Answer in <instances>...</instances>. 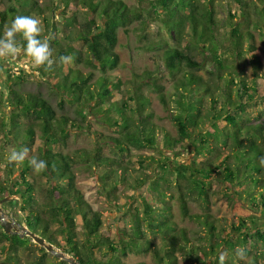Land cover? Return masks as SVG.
Returning <instances> with one entry per match:
<instances>
[{
	"label": "trees",
	"instance_id": "obj_1",
	"mask_svg": "<svg viewBox=\"0 0 264 264\" xmlns=\"http://www.w3.org/2000/svg\"><path fill=\"white\" fill-rule=\"evenodd\" d=\"M234 1L239 5L240 19L244 20V24L254 25L264 37V0ZM59 3L64 5L63 13L76 3L94 15V18L87 16L80 29L65 32L63 40L50 37L56 63L50 72H45L42 67L38 68L48 78L46 80L52 93L61 97L59 109L63 110L66 104L74 106L80 121L69 114H59L42 93L20 92L15 87L18 88L22 82L16 81L26 80L24 71L15 76L7 70L8 103L13 110L9 121L0 124V132L5 131L7 136L12 135L17 151H21L30 145L28 142L32 143L36 139L37 127L42 143L36 158L47 161L48 165L47 170L38 173V177H44L53 184L46 189L43 202H38L36 184L29 180L32 178L37 181V178L35 175L31 177L34 170L29 166L28 158L20 164L7 162V175L4 179L0 177V201L8 196L21 194L24 203L20 215L17 216L23 217L29 230L43 237L48 243L62 248L79 264H127L124 259L129 254H145L149 250H153L156 264H179L180 257L186 256L199 264H207V260L216 256L221 247L231 253L237 251L236 248L243 238H251L254 242L252 252L245 249L244 255H253L254 264L264 262V223H261L264 220V167L260 164V158L264 157V110L254 119H244L242 114L247 113L251 103L257 105L261 100L264 103V95L260 94L257 84L258 79L263 76V59L257 47L250 44L248 48L252 56L254 82H250L245 71L237 65L238 59L246 56L245 42L253 39V34L239 27L233 28L230 37L228 36L230 45L226 51V55L231 58H222L219 55L222 46L218 37L219 20L216 15L218 0H150L156 15H159L157 9L162 10L164 15L163 18L160 17L161 21L173 34V39L188 37V40L183 49L168 48L160 58L174 79L172 97L164 93L161 84L152 80L151 72L135 74V79H139L140 83H129L133 87V100L136 103L135 108H132L123 98L125 84L110 76L120 65V56L115 52L118 31L135 21L145 24L151 13L148 12L146 16L140 8L130 7L124 0H48L44 5L39 0H8L5 9L0 10V37H3L5 25H10L18 15L40 20L43 29L42 35L38 37L40 39L47 38L45 33L51 30L55 34L60 33L57 20ZM65 18L63 17V25L68 28L77 23L76 15ZM16 41L17 46L26 47L27 41L22 34L16 36ZM67 43H82L86 52L74 50ZM201 48L203 53L209 52V57L205 56L204 60L213 67L207 80L195 72L201 65L195 60L194 53ZM70 54L77 64L89 67L91 71L85 74L81 69L70 68L67 74H60L62 66H56L57 62L61 63L59 58ZM95 72L100 76L93 82ZM146 86L157 92L165 110L169 109V101L175 97V103L180 110L179 114L172 115L177 131L175 136L166 128L157 125L148 112L150 99L144 94ZM202 93H206L208 102L203 96L193 98L194 95ZM92 102L93 105L89 107ZM86 110H89V114L100 116L106 126L115 128L118 133L117 137H113L93 131L97 142L108 146L116 145L121 152L129 150L130 147L143 149L158 146L161 150L184 151L189 145L197 144L199 154L204 151L206 155H210L204 161L194 160L192 166H178L174 174L176 186L167 176L161 175V183L154 182L147 195L143 196L144 216L138 210L131 213L135 217L131 228H128L125 221H119L117 240L103 234L102 214L94 210L77 187L74 165L84 162L92 167L91 164L94 163L101 171L97 176L98 182L114 201L118 199V180L125 188L133 186L127 176V169L123 168L119 173L107 168L115 160L102 156L100 149L96 153L77 150L73 156L54 151L60 146H67L71 131L84 130ZM231 111L242 114L240 120L231 115ZM219 117L225 120L227 126L216 122ZM22 118L27 119L29 124H23ZM207 121H212V124L203 133L202 128L207 125ZM220 141L229 150L225 157L221 153ZM210 143L213 144L212 149L205 146ZM149 160L155 158L150 157ZM160 169L168 175L171 173L169 165L163 164ZM17 171L19 176L13 183L11 177ZM217 182L225 184L227 190L232 186L243 187L242 192H237L239 198L232 200V205H239V201L245 199L248 205L258 211L259 216L252 213L240 217L237 224L232 223L231 228H228L211 214H191L188 199L197 197L208 203L213 185ZM135 183L141 191L145 188L144 179L135 180ZM173 188L178 194L183 216L206 228V235L197 239L207 242V245L194 246V241H191L186 229L174 227L171 203L158 208L160 214H157L153 202H165L161 196ZM19 204V200H11L3 206H13L16 209ZM145 228L154 237L160 236L163 239L162 247L155 246L153 240L147 238ZM30 242V238L22 239L17 235L6 234L0 224V245L3 251H8L9 264H17L15 260L20 259V252L28 249ZM41 251L42 259L30 264H68L63 260L56 262V259L45 263L47 253L44 249ZM233 255L234 253L231 254Z\"/></svg>",
	"mask_w": 264,
	"mask_h": 264
},
{
	"label": "rangeland",
	"instance_id": "obj_2",
	"mask_svg": "<svg viewBox=\"0 0 264 264\" xmlns=\"http://www.w3.org/2000/svg\"><path fill=\"white\" fill-rule=\"evenodd\" d=\"M48 0H39L40 4H43ZM2 2V3H1ZM8 0H0V10L5 9V5H7ZM124 2L134 8H140L141 11L144 12L146 16H148V12H150V16L147 18V22L142 24L141 21H135L131 25L125 28H121L118 31V45L115 49V52L120 56V65L119 67L110 73L111 77H115L114 80H121L125 87L123 88V98L130 105V107L135 108L136 103L133 100V87L129 85V83L137 81L140 83L139 79H135V74H143L148 71L152 73V80H155L159 84H161L164 89V93L168 97H172L174 92L173 85L174 79L165 69L163 63L161 62V57L164 55V52L168 48L178 47L183 49L187 44L188 37H183L179 40L173 39V34L167 29V27L162 23L161 18H163V13L161 9H157L159 11L156 15V10L154 6L150 3V0H124ZM219 4L216 6V15L219 20V41H221V49L219 51V55L224 58L225 56L231 58L226 55V51L228 46L230 45V41L228 36L230 37V33L235 27H239L244 31H249L253 34V39H247L245 42V50L247 51L246 56L243 59H238L237 65L239 69H243L245 71V75L250 80V82H254L253 75V67H252V56L248 52V48L250 44H253L257 47L258 53L261 55L263 59V76L258 79L257 84L261 95H264V37L261 35L260 30H257L252 24H244V20L240 19V10L239 5L234 0H218ZM207 4V2H206ZM63 4H58L57 8L59 9L57 12V20L59 26L58 34H55L52 30L45 33L47 38H55L56 40H63V35L65 32L70 30H78L84 24V20L87 16L90 18H94L93 14H90L86 8H83L80 5L75 3V6H70L66 13H63ZM62 15V16H61ZM77 16V23L68 28L64 26L65 16L67 18H72ZM234 16V17H233ZM158 18L155 20V18ZM161 17V18H160ZM66 19V18H65ZM256 20V19H255ZM242 23L243 25H240ZM187 32L189 30L187 29ZM67 46H71L74 50L86 52V48L82 43H67ZM201 50L194 53L195 60L201 65L195 71L196 74L203 77L207 80L210 77V72L213 71L212 65L208 64L207 61L204 60L205 56L209 57V52ZM71 62L69 64L58 63L62 66V73L67 74L70 68L81 69L85 74L89 73L91 69L82 64H77L76 60L70 54ZM231 60V59H230ZM0 124L3 122H8V118H10L11 112L13 108L10 107L8 103L9 92L6 86L8 82L9 74L19 76L21 71H24L25 81H16L22 82L20 86L15 87L20 92H33V93H42V95L50 101V103L54 106V108L59 112V114H69L73 118H77V114L75 112V107L66 104L64 109H59V100L61 97L52 93L50 90V85L48 84V78L43 76L39 69L34 67L32 61L26 56L21 54L15 61H0ZM203 65V66H202ZM9 70V74L7 73ZM100 74L95 72V78H98ZM47 79V80H46ZM151 81V80H150ZM14 84V83H13ZM117 93V92H115ZM144 94L150 99L148 105V112L152 115L154 122L157 125H160L166 130L175 136L177 134L174 122L172 120L173 114H179L180 110L177 108L175 103V97H173V101H169V109L165 110L163 105L160 103L158 94L153 89L149 87H144ZM205 97L206 93H202L199 95H194L193 98L197 99L199 97ZM218 98V96H217ZM259 99H261L259 97ZM258 99V100H259ZM208 102V98H206ZM261 102V103H260ZM94 102L89 104V107L93 105ZM264 103L261 101L258 102L257 105H253L251 103L248 108L247 113H242L245 119H254L259 114H261L264 110ZM220 107V105H218ZM87 116V121L85 122V128L81 132L78 130L71 131V137L67 143V146H60L54 149L55 152L61 151L64 154H69L71 156L74 155V152L77 150H89L93 153H96L101 150L100 153L102 156H107L115 162L112 163L111 166L107 168H111L113 170L122 172V169H127V176L132 183L133 186L125 188L122 186L121 182L118 180L119 189L116 192L118 195V199L114 201L106 192L102 189V185L98 182L97 176L101 172L99 168L92 163V167L89 165H85L83 162H78L74 165V173L76 174V185L83 192L86 200L91 204L94 210L100 212L102 214L104 229L103 234L110 237L112 240H117L119 237V221H125L127 223L128 228H131L134 223L133 219L135 218L132 215L136 210L141 213V216H144V201L143 196L147 195L150 189L153 186L154 182L161 183L160 177L161 175L167 176L172 182L174 186H176V176L175 170L180 165L192 166V162L195 160L197 162L204 161L209 158L206 155V152H202L199 154L197 149V144L189 145L187 150H179L169 151L167 149H160V147H145L143 149L130 147L129 150L124 152L120 151V148L116 145H103L95 139L94 132L97 131L99 133H103L104 135H109L113 137H117L118 133L115 131V128H111L106 126L101 117H96V114H89V110L84 112ZM231 115L237 117L240 120V116L237 111H231ZM80 121L79 118H77ZM23 124H29V121L25 118H22ZM242 121V120H241ZM222 126H227L225 120L220 117L217 121ZM212 121H207V125L202 128L203 133H206ZM25 127H23L24 129ZM9 130L7 127L6 131ZM36 139L27 146L29 149L28 159L32 157L38 156V148L42 141L39 139L40 131L36 127ZM230 130V129H229ZM94 131V132H93ZM210 142H212V138L209 137ZM189 143V142H188ZM220 148L222 156L225 157L229 154V150L225 149L224 145L220 141ZM209 149H212L213 144L205 145ZM17 151V147L14 143V137L12 135L7 136L6 132H0V177L4 179L7 175L5 167L8 162L7 155L13 151ZM150 157L155 158V160H149ZM143 162V165H141ZM169 165L171 168V173L168 175L167 172H162L160 169L161 165ZM165 173V174H164ZM173 173V174H172ZM34 175L37 178V181L30 178V182L36 184V193L38 202H43L45 197L46 189L50 187L53 182L45 179L44 177H38V173H31V177ZM19 176V171L14 172L11 177V181L14 183L16 178ZM146 177L148 179H146ZM144 179L145 185L142 191L139 189L135 180ZM146 179V180H145ZM225 184L222 183H214L210 200L208 203L192 197L189 198V209L191 214H211L213 218L219 219L223 225H227L228 228H231L230 225L232 223H238L240 217L250 215L252 213L257 214L259 216L258 211H256L252 205H248L245 199H241L239 205H232V200H236L238 197L237 192H242L243 187L232 186L231 189H226ZM166 190V189H165ZM164 201H156L153 202V207L157 209V214H160L158 208H163L166 206V203H171L172 212L171 219L174 222V227L177 229H186L188 232V236L191 241H194V246H201L203 244L207 245V242H203L201 240L198 241L197 238L199 236H205L206 228L203 227L200 223L196 221L189 220L185 218L181 212V208L178 202V194L176 190L173 188L168 190L165 195L161 196ZM230 197V199H229ZM245 197V196H244ZM228 198V200L226 199ZM157 199V198H156ZM17 200V199H13ZM4 207V206H3ZM15 208L10 206L8 208L4 207V211L7 214H10ZM132 213V214H131ZM131 214V216H130ZM20 215V214H19ZM15 220L25 225L24 219L21 216H17L14 214ZM234 219V220H233ZM261 223H264V220H261ZM55 229V227H53ZM4 231V229L2 228ZM264 230V227H262ZM148 239H152L155 246L162 247L163 239L160 236L154 237L151 231L146 230ZM196 233V234H195ZM80 237L83 239L82 233H80ZM2 245H0V264H9L7 261L8 251L2 250ZM254 246V242L251 238L247 240L245 238L242 239L241 243L237 246L238 250H243V257L237 255V251L230 252L225 247H221L218 249L216 256L211 257L207 260V264H220V255L225 254L224 262H229L231 264H254V256L246 257L244 255V250L248 249L252 252ZM56 247V246H55ZM57 249L63 251L62 248ZM260 248H262L260 246ZM41 249H44L37 245L32 239L29 244V248L20 252V259L15 260L17 264H30L36 260H41L43 257V252ZM45 250V249H44ZM46 251V250H45ZM47 257L45 259V263L49 261L59 260L55 258L53 255L49 254L47 251ZM231 256V254H233ZM124 262L127 264H137V263H145V264H156L154 259L153 250H149L147 253L136 254L131 253L128 255ZM179 264H199L195 260H192L190 257H180ZM261 264H264L262 262Z\"/></svg>",
	"mask_w": 264,
	"mask_h": 264
},
{
	"label": "clouds",
	"instance_id": "obj_3",
	"mask_svg": "<svg viewBox=\"0 0 264 264\" xmlns=\"http://www.w3.org/2000/svg\"><path fill=\"white\" fill-rule=\"evenodd\" d=\"M43 29L39 19L30 16H16L10 25L6 24L3 37H0V61H15L21 54L26 55L34 67L43 68L45 72L53 70L56 60L53 56V49L49 38L40 39ZM22 34L27 41L26 47L17 46L16 36ZM60 62L69 64L70 56H61ZM29 149L21 151L13 150L7 155L9 163L20 164L28 157ZM28 164L35 173L47 170V161L39 160L36 157L28 159ZM260 164L264 167V157L260 158ZM237 255L243 257V250H238ZM220 264H224L225 254H221Z\"/></svg>",
	"mask_w": 264,
	"mask_h": 264
},
{
	"label": "water",
	"instance_id": "obj_4",
	"mask_svg": "<svg viewBox=\"0 0 264 264\" xmlns=\"http://www.w3.org/2000/svg\"><path fill=\"white\" fill-rule=\"evenodd\" d=\"M13 199L19 200L20 204L10 214H7L4 211L3 205ZM23 203L24 200L21 194L8 196L0 201V224L1 227L4 229V232L8 235H17L22 239H25L26 237L30 238L37 245L44 248L49 254L53 255L55 258L66 261L68 264H79L73 256L57 249L53 244L48 243L43 237L37 235L35 232L29 230L27 226L15 220L14 214L20 213Z\"/></svg>",
	"mask_w": 264,
	"mask_h": 264
}]
</instances>
